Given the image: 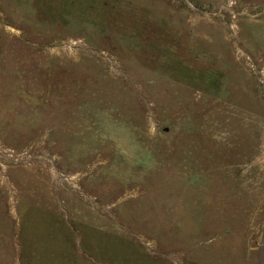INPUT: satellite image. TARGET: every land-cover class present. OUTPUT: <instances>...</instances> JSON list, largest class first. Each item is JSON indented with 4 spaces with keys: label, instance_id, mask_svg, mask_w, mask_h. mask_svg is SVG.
Masks as SVG:
<instances>
[{
    "label": "rangeland",
    "instance_id": "374dc122",
    "mask_svg": "<svg viewBox=\"0 0 264 264\" xmlns=\"http://www.w3.org/2000/svg\"><path fill=\"white\" fill-rule=\"evenodd\" d=\"M0 264H264V0H0Z\"/></svg>",
    "mask_w": 264,
    "mask_h": 264
}]
</instances>
